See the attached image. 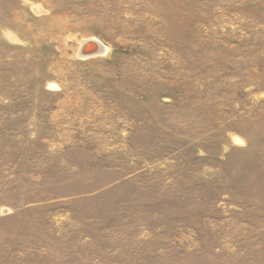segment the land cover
Listing matches in <instances>:
<instances>
[{
  "label": "rangeland",
  "instance_id": "rangeland-1",
  "mask_svg": "<svg viewBox=\"0 0 264 264\" xmlns=\"http://www.w3.org/2000/svg\"><path fill=\"white\" fill-rule=\"evenodd\" d=\"M0 264H264V0H0Z\"/></svg>",
  "mask_w": 264,
  "mask_h": 264
},
{
  "label": "bare ground",
  "instance_id": "bare-ground-1",
  "mask_svg": "<svg viewBox=\"0 0 264 264\" xmlns=\"http://www.w3.org/2000/svg\"><path fill=\"white\" fill-rule=\"evenodd\" d=\"M84 50H89V52L86 53H82V51ZM107 51V47H105L101 42H99L96 39H92V40H87L85 42H83V46L81 47V54L84 56H89L95 53H102Z\"/></svg>",
  "mask_w": 264,
  "mask_h": 264
},
{
  "label": "water",
  "instance_id": "water-1",
  "mask_svg": "<svg viewBox=\"0 0 264 264\" xmlns=\"http://www.w3.org/2000/svg\"><path fill=\"white\" fill-rule=\"evenodd\" d=\"M83 52H84V53H86V52H89V50H87V49H86V50H84V49H83L82 53H83Z\"/></svg>",
  "mask_w": 264,
  "mask_h": 264
}]
</instances>
